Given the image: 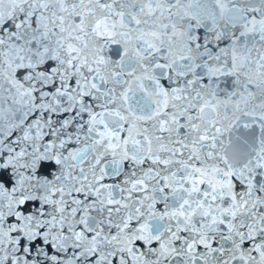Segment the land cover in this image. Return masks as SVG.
<instances>
[{"label":"snow or ice","instance_id":"1","mask_svg":"<svg viewBox=\"0 0 264 264\" xmlns=\"http://www.w3.org/2000/svg\"><path fill=\"white\" fill-rule=\"evenodd\" d=\"M0 264H264V0H0Z\"/></svg>","mask_w":264,"mask_h":264}]
</instances>
